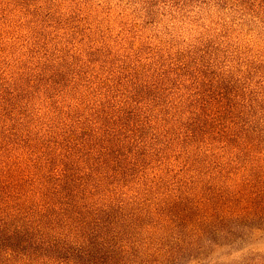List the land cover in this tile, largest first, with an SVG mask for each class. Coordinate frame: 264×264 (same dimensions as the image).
<instances>
[{
	"label": "rangeland",
	"instance_id": "rangeland-1",
	"mask_svg": "<svg viewBox=\"0 0 264 264\" xmlns=\"http://www.w3.org/2000/svg\"><path fill=\"white\" fill-rule=\"evenodd\" d=\"M188 70L215 131L188 121ZM134 75L140 146L97 173V244L0 263L264 264V0H0V170L43 165L58 149L42 138L80 119L94 82L130 95Z\"/></svg>",
	"mask_w": 264,
	"mask_h": 264
},
{
	"label": "trees",
	"instance_id": "trees-1",
	"mask_svg": "<svg viewBox=\"0 0 264 264\" xmlns=\"http://www.w3.org/2000/svg\"><path fill=\"white\" fill-rule=\"evenodd\" d=\"M133 77L134 87L144 86L138 90L142 95L137 90L130 95L123 91L113 95L117 91L108 81L94 82L89 90L92 98L87 101L86 112L79 114L80 119L68 116L66 122H70V128L66 125L67 130L61 134L53 131L49 139L42 138L43 145H48L44 148L53 150L54 145L58 149L42 156H45L43 165L35 157L22 173L0 170V256H5L7 261L21 247L29 248L27 252L32 258L56 253L62 249L61 241L69 236L81 241L82 248H87V243L97 244V230L105 225L99 217L102 210L95 209L98 203H93L101 184L97 173L103 176L106 171H115V177L120 176L127 169L125 162L140 146L137 140L142 123L137 120V109L130 113L128 105L134 99L144 98L147 91ZM188 77L196 80L197 88L195 95L188 97V121L192 127L200 123L215 131L212 127L218 122L221 109L213 110L217 104L201 100V75L188 70ZM159 79L158 75L155 85ZM188 130L193 133L196 129ZM121 157L124 162H120ZM74 158L83 161L90 172L71 169L75 165L70 167L69 163ZM89 179H94L91 186ZM89 225L93 228L86 232ZM53 231L55 235H50Z\"/></svg>",
	"mask_w": 264,
	"mask_h": 264
}]
</instances>
